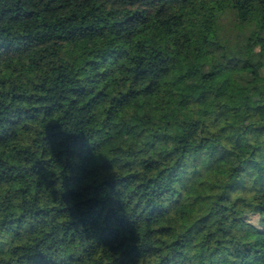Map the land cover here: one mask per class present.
<instances>
[{
	"label": "trees",
	"instance_id": "1",
	"mask_svg": "<svg viewBox=\"0 0 264 264\" xmlns=\"http://www.w3.org/2000/svg\"><path fill=\"white\" fill-rule=\"evenodd\" d=\"M0 264H264V0H0Z\"/></svg>",
	"mask_w": 264,
	"mask_h": 264
},
{
	"label": "rangeland",
	"instance_id": "2",
	"mask_svg": "<svg viewBox=\"0 0 264 264\" xmlns=\"http://www.w3.org/2000/svg\"><path fill=\"white\" fill-rule=\"evenodd\" d=\"M227 201H223L222 205L223 206H227ZM224 212V211H223ZM222 227L225 228L226 225H228L230 228H240V226L242 225V223L237 224L236 221L232 220V218L227 217L225 212L224 213H220L219 215ZM251 221H254L256 219L255 216H249Z\"/></svg>",
	"mask_w": 264,
	"mask_h": 264
}]
</instances>
